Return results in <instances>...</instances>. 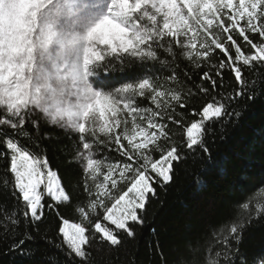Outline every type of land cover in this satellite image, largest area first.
Masks as SVG:
<instances>
[{
	"label": "snow or ice",
	"instance_id": "6c2138e0",
	"mask_svg": "<svg viewBox=\"0 0 264 264\" xmlns=\"http://www.w3.org/2000/svg\"><path fill=\"white\" fill-rule=\"evenodd\" d=\"M23 21L0 32V243L31 255L51 216L60 242L46 243L64 264H94L100 246L135 239L176 166L208 153L213 126L264 91V0H30ZM45 126L69 135L74 183L36 151ZM257 217L264 187L172 264H264L240 250Z\"/></svg>",
	"mask_w": 264,
	"mask_h": 264
},
{
	"label": "trees",
	"instance_id": "16d2710c",
	"mask_svg": "<svg viewBox=\"0 0 264 264\" xmlns=\"http://www.w3.org/2000/svg\"><path fill=\"white\" fill-rule=\"evenodd\" d=\"M238 110V119L213 126V134L207 137L208 153L189 156L176 166L173 182L157 190L158 197L151 200L135 239H125L118 248L100 246L93 253L94 264H161L162 259L172 264L178 248L200 241L231 216L234 205L264 187V91L242 102ZM43 131L50 139L38 141L36 151L43 150L64 183H74L80 165L73 162L69 135L58 127L45 126ZM4 167L0 161V173ZM2 183L0 176V202L9 195ZM56 231V221L50 216L39 235L24 246L31 255L5 254L6 246L0 243V264H52L49 257L64 264L63 252L46 243L60 242ZM240 250L248 256L264 253V219L257 217L245 224Z\"/></svg>",
	"mask_w": 264,
	"mask_h": 264
},
{
	"label": "rangeland",
	"instance_id": "374dc122",
	"mask_svg": "<svg viewBox=\"0 0 264 264\" xmlns=\"http://www.w3.org/2000/svg\"><path fill=\"white\" fill-rule=\"evenodd\" d=\"M30 0H0V32L14 37L24 24L23 16Z\"/></svg>",
	"mask_w": 264,
	"mask_h": 264
}]
</instances>
